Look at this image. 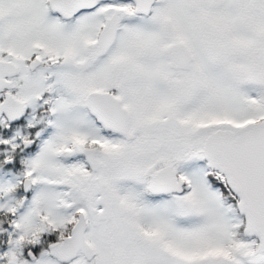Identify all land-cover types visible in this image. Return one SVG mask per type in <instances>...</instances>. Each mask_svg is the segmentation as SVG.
<instances>
[{"label": "snow or ice", "instance_id": "snow-or-ice-1", "mask_svg": "<svg viewBox=\"0 0 264 264\" xmlns=\"http://www.w3.org/2000/svg\"><path fill=\"white\" fill-rule=\"evenodd\" d=\"M0 264H264V0H0Z\"/></svg>", "mask_w": 264, "mask_h": 264}]
</instances>
